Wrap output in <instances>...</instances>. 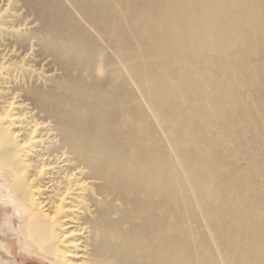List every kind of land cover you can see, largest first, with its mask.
Segmentation results:
<instances>
[{
  "label": "bare ground",
  "instance_id": "1",
  "mask_svg": "<svg viewBox=\"0 0 264 264\" xmlns=\"http://www.w3.org/2000/svg\"><path fill=\"white\" fill-rule=\"evenodd\" d=\"M3 4L0 166L43 255L264 264V0Z\"/></svg>",
  "mask_w": 264,
  "mask_h": 264
},
{
  "label": "rangeland",
  "instance_id": "2",
  "mask_svg": "<svg viewBox=\"0 0 264 264\" xmlns=\"http://www.w3.org/2000/svg\"><path fill=\"white\" fill-rule=\"evenodd\" d=\"M3 3L5 0H0L1 8H4ZM16 9L19 10L22 22H35L33 15L21 4ZM12 182L13 177L0 166V264H54L52 257L43 255L28 240L26 228L30 211L26 203L21 205L16 199L11 188Z\"/></svg>",
  "mask_w": 264,
  "mask_h": 264
}]
</instances>
